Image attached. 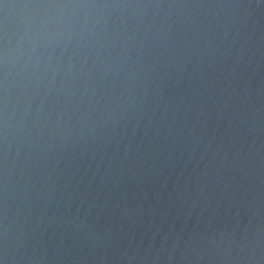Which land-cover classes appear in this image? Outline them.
Instances as JSON below:
<instances>
[{"label":"water","instance_id":"water-1","mask_svg":"<svg viewBox=\"0 0 264 264\" xmlns=\"http://www.w3.org/2000/svg\"><path fill=\"white\" fill-rule=\"evenodd\" d=\"M0 264H264V0H0Z\"/></svg>","mask_w":264,"mask_h":264}]
</instances>
